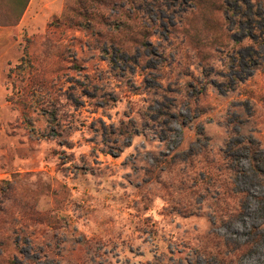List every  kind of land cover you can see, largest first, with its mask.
Listing matches in <instances>:
<instances>
[{
    "label": "rangeland",
    "instance_id": "374dc122",
    "mask_svg": "<svg viewBox=\"0 0 264 264\" xmlns=\"http://www.w3.org/2000/svg\"><path fill=\"white\" fill-rule=\"evenodd\" d=\"M0 264H264V0L0 27Z\"/></svg>",
    "mask_w": 264,
    "mask_h": 264
},
{
    "label": "trees",
    "instance_id": "16d2710c",
    "mask_svg": "<svg viewBox=\"0 0 264 264\" xmlns=\"http://www.w3.org/2000/svg\"><path fill=\"white\" fill-rule=\"evenodd\" d=\"M1 1L2 3L4 2V0H0V2ZM5 1L9 8V11L7 13L0 14V27L16 26L19 23L20 18L27 7L29 0H5ZM250 147H249L250 155H251L250 161L255 168V164H256L255 156L253 154L254 153L253 149ZM5 215L7 218L9 217L8 213Z\"/></svg>",
    "mask_w": 264,
    "mask_h": 264
}]
</instances>
